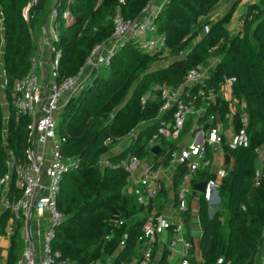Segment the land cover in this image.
Masks as SVG:
<instances>
[{"label":"trees","instance_id":"obj_1","mask_svg":"<svg viewBox=\"0 0 264 264\" xmlns=\"http://www.w3.org/2000/svg\"><path fill=\"white\" fill-rule=\"evenodd\" d=\"M149 1L36 0L25 16L23 9L29 0H0V71L5 79L2 93L6 102L3 106L0 101V176L7 171L6 150L21 159L27 145L29 120L15 115L12 92L17 80L30 69V58L36 51L33 32L44 18L55 10L56 39L51 41V47L60 52L55 78L59 83L77 75L93 49L108 42L116 8L125 20L134 21ZM220 1L165 0L153 22L167 54L144 52L132 40L122 42L109 64L93 69L89 79L62 107L57 117V132L63 137L61 151L64 156L76 158L78 165L60 182L56 208L65 219L56 227L51 241L52 253L60 254L51 264H95L107 258H111L109 264H122L134 257L150 206L139 205L135 194L126 192L130 174L121 162L128 157L142 161L163 156L152 163V168L168 164L166 152L176 149L174 143L161 140L157 155H152V148L147 146L159 123L170 122L172 117L170 110L160 115L162 100L151 88L161 84L178 88L187 71L209 58L218 61L208 77L188 89L195 97L194 108L204 111L198 122L206 129L213 126L205 123L206 119L228 114L227 102L218 96V91L226 78H234L232 95L243 102V108L232 116V129L235 133L243 129L248 141L246 146L234 149L221 144L225 175L219 181V202L209 214L208 203L199 197L200 259L193 257L189 261L219 264L221 259V264H258L264 239V177L255 185L253 175L256 150L264 149V0L247 5L237 34H230L227 25L239 0L222 17L213 19L210 13ZM64 13L71 22H66ZM199 91H212L214 100H202L197 95ZM241 114L245 115L244 124ZM149 121L155 122L140 131L122 152L107 157V165L101 166V159L112 146ZM189 125L185 124L181 135ZM208 148L205 145L206 154ZM186 170V163L176 166L174 184L181 181ZM194 174L193 185L214 177L207 170ZM117 216L124 222L115 228L110 220ZM9 217L7 211H0V236L4 235ZM20 250L16 230L10 238L5 264H15ZM167 257L164 247L157 264H168Z\"/></svg>","mask_w":264,"mask_h":264},{"label":"built area","instance_id":"obj_2","mask_svg":"<svg viewBox=\"0 0 264 264\" xmlns=\"http://www.w3.org/2000/svg\"><path fill=\"white\" fill-rule=\"evenodd\" d=\"M35 2L36 0H29L26 8L28 9ZM150 3L151 0L134 21L125 20L121 16L119 8H116L111 16L113 32L106 44L117 45L126 40H132L144 52L150 54L161 52L162 55H166L167 49L163 38L158 34L153 22L157 11L150 10ZM55 15V10L52 9L50 16L52 32L47 29L46 24L42 29L44 42L51 52L47 80L42 81L39 77L36 67L37 59L33 55L30 58L29 71L17 80L12 92L15 115L29 120L26 128L27 145L22 158L16 159L9 150H6L5 166L7 171L0 176V211H7L10 216L4 228V235L10 239L18 230L22 244V250L15 264H51L54 258L60 257L59 253L51 251V241L55 229L65 219L56 208V198L63 176L78 165L76 158L62 154L63 137L57 132V117L66 102L78 92L86 81L80 80L81 69L77 75L64 78L59 83L55 82L60 54L59 51L54 52L51 47V41L56 39L53 30ZM64 17L67 23L71 19L68 13H64ZM239 24L242 26L241 19ZM106 44L96 46L87 59L86 64L89 63L92 70L109 64L110 57L117 47L113 45L102 55ZM208 75L209 72L199 65L187 71L183 83L178 88L166 84L151 88V92H158L162 100L160 115L170 110L172 117L170 122L161 121L159 123L156 133L147 144L149 148H159L161 140L174 142L180 138L185 124L196 110L194 108L195 97L188 93V89L201 83ZM233 83L234 78H226L222 86L231 93ZM4 85L5 79L0 71V101L3 106L6 105L2 93ZM210 92L214 94L212 91ZM203 93L205 92L199 91L197 95L202 98ZM148 96L149 93L145 97ZM213 121L214 117L212 116L206 119V123L209 125ZM242 122L245 123V116L242 117ZM131 136L134 139L137 134L132 133ZM221 141L222 137L218 129L209 126L205 137L202 132H194L187 144L179 148L176 147L174 150H167L168 166L176 168L179 164H187L186 173L183 174L176 193L177 221L148 212L141 227L135 255L128 263L122 264H152L153 248L157 238L164 230H167L168 236L163 245L169 252H175L176 245L182 246L181 253H179L180 260L176 264H190L189 260L194 257V254L191 243L182 236V216L187 212V197L193 192L191 179L203 162L205 145H219ZM247 141V136L242 129L238 133L234 132L228 146L232 149L237 146H246ZM219 152L222 150L220 149ZM256 153L253 183L258 185L260 178L264 177V153L261 148L257 149ZM139 162L135 157H128L126 161L121 162V166L131 175ZM100 164L101 166L107 165L106 159H101ZM157 173V169L154 170L151 164L141 171V178L136 183V186L140 188L136 190V201L139 205L148 206L149 200L154 198L159 191ZM224 175L225 171L220 170L215 178L205 181L201 196L209 205V214L217 208L219 181ZM123 222L124 220L118 216L110 220V224L115 228L120 227ZM107 238L108 236L105 237V239ZM123 240L124 238L119 243V249L123 245ZM218 263L221 264L222 260L219 259ZM258 264H264V239L260 245Z\"/></svg>","mask_w":264,"mask_h":264},{"label":"crops","instance_id":"obj_3","mask_svg":"<svg viewBox=\"0 0 264 264\" xmlns=\"http://www.w3.org/2000/svg\"><path fill=\"white\" fill-rule=\"evenodd\" d=\"M165 0H151L150 3V10L152 12L158 11L160 7L163 5ZM235 0H221L218 5L211 11L210 16L213 19H219L222 17L226 12L230 10ZM259 0H239L237 3V7L232 13L231 19L227 25V29L229 30L230 34H237L240 30L235 29V26H239V21L237 19L242 16V14L246 11V7L248 4L257 3ZM27 8L25 7L23 9V14H27ZM51 12L47 15L46 18H44L42 25L39 27V41L36 43V48L38 46V49L36 51L37 59V73L39 77L42 79V81H46L48 77V63L51 59V52L49 51L47 45L44 42V36L42 33V29L44 26V23L49 19L50 21ZM72 19L69 20L71 22ZM68 22V23H69ZM50 23V22H49ZM237 23V24H236ZM52 26V23L50 24ZM50 26V30L52 32V27ZM115 46L116 44H106L105 48L102 52V55L106 53L108 49ZM120 44H117L116 47H118ZM218 61V58H209L207 59L203 64L202 67L205 71L210 72L216 62ZM92 70L86 67V65L82 68L80 80L87 81L89 79V76L91 75ZM218 96L223 99L225 102H227L228 107V114H226L223 118H221L219 115L214 116L213 126L218 129V131L221 134L222 141L219 145H212L209 146L208 152L204 155L203 162L200 164L199 171L207 170L209 174L213 175L215 178L216 174L220 170H224V156L222 152H219L221 149V144L225 143L228 144L234 134V131L232 129V116L237 112V110H241L243 108V102L237 100L233 97L232 92L230 93L227 88L224 86H220V89L218 91ZM215 94H212L210 91H207L202 94V99L204 101H210L212 102L214 100ZM203 109L198 108L195 110L193 115L190 117L189 121L187 122L189 125V130L186 131L184 134L180 136V138L177 141L169 142L170 144L174 143L176 147H182L185 144L188 143L190 136L194 132H199L203 134L205 137L207 135L208 128H204L201 123L198 122V119L203 115ZM241 116H245L244 114H241ZM155 121H149V122H143L137 126V128L132 132L133 134H138L140 131L145 129L147 126L153 124ZM206 123V120H205ZM132 133L125 138L119 140L112 148L109 150L106 156H104L102 159H106L107 157L114 156L122 152L131 142H132ZM124 141V142H123ZM168 143V144H169ZM168 147V146H167ZM262 153H264V149L261 148ZM158 153V152H157ZM154 155V154H152ZM157 155V154H155ZM156 157V159H155ZM163 156L157 157V156H150L146 160H142L139 162V165L137 168L132 172L130 177H128L127 180V186L126 190L130 189V192H133L136 196V190L140 189L139 186H136L137 182L141 178V171L143 168H145L147 165L157 162L159 160H162ZM197 170V171H198ZM157 182L159 185V191L155 195L154 198L149 200V212L156 213L163 215L164 217L168 218L169 220L177 221L178 215H177V201H176V193L178 190L179 183L174 184L173 182V175L175 172V168L170 167L168 165L166 166H159L157 168ZM194 175L191 179V185L192 187L202 181H197L192 184V180L194 178ZM128 192V191H126ZM201 196L200 193L196 192L193 188V192L187 197V212L183 214L182 216V222H183V231L182 236L183 238L191 243L192 251L194 254V258L196 260L200 259V253L198 251V242L200 237V226L198 221V206H199V197ZM187 216H186V215ZM146 216V215H145ZM168 232L167 230H164L159 238H157L155 246H157L156 250L154 251V255L152 258V264H157L162 250H163V242L167 241ZM20 239V236H19ZM21 244V241H20ZM10 246V239L7 238L5 235L0 236V264H5L7 259V251ZM22 248V244H21ZM22 250V249H21ZM20 250V252H21ZM175 252H169L168 251V257L167 261L168 264H176L180 260L179 253H181L182 246L176 245ZM20 254V253H19ZM111 262V258H107L104 262L97 261L95 264H109Z\"/></svg>","mask_w":264,"mask_h":264},{"label":"rangeland","instance_id":"obj_4","mask_svg":"<svg viewBox=\"0 0 264 264\" xmlns=\"http://www.w3.org/2000/svg\"><path fill=\"white\" fill-rule=\"evenodd\" d=\"M237 0H235L234 1V3L236 2ZM233 3V4H234ZM236 7H237V5H236ZM235 7V8H236ZM240 19H241V17H239L238 19H237V21H240ZM50 21H49V19L44 23V25L46 24V27H47V29L50 31V23H49ZM237 24V23H236ZM41 25H42V23H41ZM44 27V26H43ZM235 29H239V30H241V25L239 24V26H235ZM33 37H34V43L36 44V43H38V41H39V28H36L35 30H34V32H33ZM37 45V44H36ZM37 49H38V46H37V48H36V51H37ZM36 51H35V54H36ZM93 59V58H92ZM86 67H88L89 69H91L92 70V67L90 66V64L88 63V64H86ZM124 142V141H123ZM128 192H130V189H128L127 190ZM223 223H225V215L223 216ZM224 229H225V227H224ZM225 231V230H224ZM22 249V248H21ZM105 264V263H104Z\"/></svg>","mask_w":264,"mask_h":264},{"label":"water","instance_id":"obj_5","mask_svg":"<svg viewBox=\"0 0 264 264\" xmlns=\"http://www.w3.org/2000/svg\"><path fill=\"white\" fill-rule=\"evenodd\" d=\"M159 151V148L158 147H154L151 152L152 154H157V152ZM204 187H205V181H202V182H199L197 184H195L193 186L194 190L200 194H202V192L204 191Z\"/></svg>","mask_w":264,"mask_h":264}]
</instances>
